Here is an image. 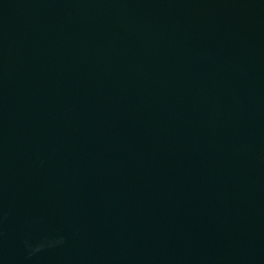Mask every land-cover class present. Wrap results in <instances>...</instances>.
<instances>
[{"label":"water","instance_id":"obj_1","mask_svg":"<svg viewBox=\"0 0 264 264\" xmlns=\"http://www.w3.org/2000/svg\"><path fill=\"white\" fill-rule=\"evenodd\" d=\"M0 264H264V0H0Z\"/></svg>","mask_w":264,"mask_h":264}]
</instances>
